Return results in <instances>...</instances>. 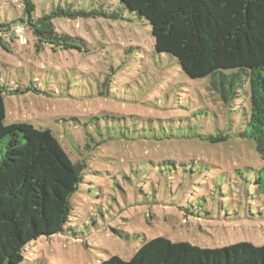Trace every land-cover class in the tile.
<instances>
[{
  "label": "rangeland",
  "instance_id": "1",
  "mask_svg": "<svg viewBox=\"0 0 264 264\" xmlns=\"http://www.w3.org/2000/svg\"><path fill=\"white\" fill-rule=\"evenodd\" d=\"M31 2L33 20L55 15V38L22 27L23 0H0V24L22 28L0 34V87L9 90L3 124L48 129L67 159L86 167L70 200L72 230L30 243L23 264L126 261L156 237L202 249L264 245V195L253 181L262 161L254 142L198 139L237 133L249 112L246 97L225 106L208 90L209 78L191 80L174 58L156 54L148 22L116 1ZM31 82L38 92H23ZM104 85L116 101L86 98ZM92 118L106 141L84 150L85 132L97 136ZM133 125L167 138L107 140ZM187 206L201 216H185Z\"/></svg>",
  "mask_w": 264,
  "mask_h": 264
},
{
  "label": "trees",
  "instance_id": "2",
  "mask_svg": "<svg viewBox=\"0 0 264 264\" xmlns=\"http://www.w3.org/2000/svg\"><path fill=\"white\" fill-rule=\"evenodd\" d=\"M113 1L148 22L156 54L174 58L191 80L209 78L208 90L215 91L225 106L232 108L246 97L249 112L247 115L244 111L237 133L219 131L215 136L198 135V139L211 145L235 137L253 141L262 161L253 181L257 193L264 195V0ZM23 5L28 18L21 19L22 27L47 39L55 38L51 22L55 15L33 20L34 4L23 0ZM19 27L0 24V34L22 29ZM34 83L24 87L23 92H38ZM8 91L0 87V264H23L24 251L30 243L72 230L67 227L72 211L70 200L82 183L86 165L67 159L48 129L38 130L24 123L4 125V92ZM86 98L117 99L105 85L97 94H86ZM93 121L96 122L92 118L91 124ZM152 127L150 123L149 132ZM145 131L144 125H133L126 128L128 134L121 132L117 138L110 135L107 140L167 138L143 135ZM85 135L81 144L84 150L106 141L102 136ZM97 138L101 141H95ZM182 210L185 216H201L192 207ZM98 264H264V245L240 242L220 249H202L156 237L144 242L126 261L111 256Z\"/></svg>",
  "mask_w": 264,
  "mask_h": 264
}]
</instances>
